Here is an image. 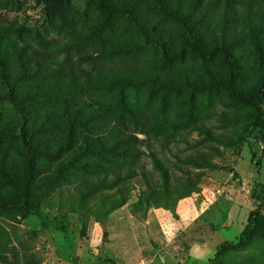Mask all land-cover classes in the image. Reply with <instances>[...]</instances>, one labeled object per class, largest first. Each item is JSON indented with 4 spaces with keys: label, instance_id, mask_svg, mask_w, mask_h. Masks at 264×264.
<instances>
[{
    "label": "rangeland",
    "instance_id": "obj_1",
    "mask_svg": "<svg viewBox=\"0 0 264 264\" xmlns=\"http://www.w3.org/2000/svg\"><path fill=\"white\" fill-rule=\"evenodd\" d=\"M104 2L0 0V264H264V0Z\"/></svg>",
    "mask_w": 264,
    "mask_h": 264
},
{
    "label": "trees",
    "instance_id": "obj_2",
    "mask_svg": "<svg viewBox=\"0 0 264 264\" xmlns=\"http://www.w3.org/2000/svg\"><path fill=\"white\" fill-rule=\"evenodd\" d=\"M159 1V0H156ZM91 3L94 7L107 12L112 15H122V14H129L130 9L129 8H110L104 0H91ZM184 29L187 31V28L185 27L184 21H181ZM193 38V51L199 56V57H211L214 53L218 52L220 55V61L221 64L231 73L232 72V65L229 60V55L224 46H214L210 49L208 54H203L199 51L197 42ZM248 99L253 103V105L256 108V111L258 113V117L256 118L255 125L260 126V128L263 127L261 118H260V109L261 105L264 99V78L262 79L258 91L256 94L249 96ZM28 162H32L30 159H28ZM261 208V204L256 205L254 210L250 211L247 218H246V224L240 231V234L238 236V239L236 242H223L219 245L217 250L214 253V258L218 257L222 252L227 250H238L242 247H244L251 238L255 235L257 231L262 229L264 227V220L262 216L259 213V210Z\"/></svg>",
    "mask_w": 264,
    "mask_h": 264
}]
</instances>
